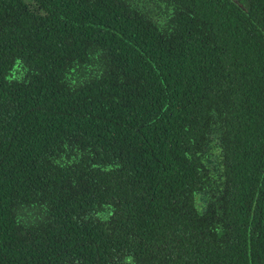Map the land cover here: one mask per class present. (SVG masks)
<instances>
[{
	"label": "trees",
	"instance_id": "1",
	"mask_svg": "<svg viewBox=\"0 0 264 264\" xmlns=\"http://www.w3.org/2000/svg\"><path fill=\"white\" fill-rule=\"evenodd\" d=\"M30 2L0 0V264H264V0Z\"/></svg>",
	"mask_w": 264,
	"mask_h": 264
},
{
	"label": "flooded vegetation",
	"instance_id": "2",
	"mask_svg": "<svg viewBox=\"0 0 264 264\" xmlns=\"http://www.w3.org/2000/svg\"><path fill=\"white\" fill-rule=\"evenodd\" d=\"M27 2H30V1H32L33 2V0H30V1H28V0H26ZM235 1H239V0H235ZM31 3V2H30Z\"/></svg>",
	"mask_w": 264,
	"mask_h": 264
},
{
	"label": "rangeland",
	"instance_id": "3",
	"mask_svg": "<svg viewBox=\"0 0 264 264\" xmlns=\"http://www.w3.org/2000/svg\"><path fill=\"white\" fill-rule=\"evenodd\" d=\"M28 1H30V0H28ZM30 4H32V3H30Z\"/></svg>",
	"mask_w": 264,
	"mask_h": 264
}]
</instances>
